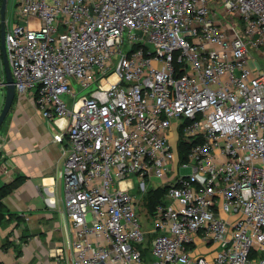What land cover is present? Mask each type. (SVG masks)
Instances as JSON below:
<instances>
[{
	"label": "built area",
	"instance_id": "2783aa9c",
	"mask_svg": "<svg viewBox=\"0 0 264 264\" xmlns=\"http://www.w3.org/2000/svg\"><path fill=\"white\" fill-rule=\"evenodd\" d=\"M12 5L15 95L57 130L73 264H264V0Z\"/></svg>",
	"mask_w": 264,
	"mask_h": 264
},
{
	"label": "crops",
	"instance_id": "0c3cea01",
	"mask_svg": "<svg viewBox=\"0 0 264 264\" xmlns=\"http://www.w3.org/2000/svg\"><path fill=\"white\" fill-rule=\"evenodd\" d=\"M6 14L7 8L5 19ZM11 19L10 11L5 30ZM3 82L1 61L4 101ZM56 131L39 115L29 95H15L0 130V188L17 184L1 200L6 217L12 219L0 226V264H73V232L64 209L65 158L62 146L53 141Z\"/></svg>",
	"mask_w": 264,
	"mask_h": 264
},
{
	"label": "rangeland",
	"instance_id": "374dc122",
	"mask_svg": "<svg viewBox=\"0 0 264 264\" xmlns=\"http://www.w3.org/2000/svg\"><path fill=\"white\" fill-rule=\"evenodd\" d=\"M6 8H7V14H6L5 21L7 20V17L9 15L10 11H11V15L13 17V19L10 20L9 27H11L12 24H13V21H14V14H15V9H14V7H12V0H8ZM0 69H1V61H0ZM74 89L76 91V94H77L76 97L77 98L81 97V96H84V95H87L88 90L87 91H81L80 88L77 85H75V84H74ZM64 99L67 100L66 97H64ZM2 101H3V98H2V92H1L0 93V103L1 104H2ZM177 133H178L177 130L174 129L173 133L169 135V144L172 145L173 150H174V152L176 154V164H178V162H179V157H178V153H177ZM188 174H189V170L188 169H181L180 170V175L181 176H187ZM131 181H132V184H133L135 189L139 188L135 177H132ZM157 185H158V182H155V181H152L150 184H148V183L146 184V186L149 189H151L150 192L154 191L153 189H155ZM133 193H135V191H133ZM150 206H151L150 199L147 198L146 196L143 197V199L140 202V216H141V221L143 222L144 226H147L148 215H149L148 212L150 210L149 209ZM15 240L18 241L19 237H15ZM212 250H214V246L212 248L206 247L204 250L198 251V253L206 254V253H209ZM146 258L147 259L148 258L151 259V256L148 254V256Z\"/></svg>",
	"mask_w": 264,
	"mask_h": 264
},
{
	"label": "water",
	"instance_id": "95a60500",
	"mask_svg": "<svg viewBox=\"0 0 264 264\" xmlns=\"http://www.w3.org/2000/svg\"><path fill=\"white\" fill-rule=\"evenodd\" d=\"M8 0L0 1V53L2 61V69L4 75V82L2 87L4 88V101L0 111V130L4 124L6 117L12 107L15 98V88L10 72L9 62L7 59V52L5 46V12Z\"/></svg>",
	"mask_w": 264,
	"mask_h": 264
},
{
	"label": "trees",
	"instance_id": "16d2710c",
	"mask_svg": "<svg viewBox=\"0 0 264 264\" xmlns=\"http://www.w3.org/2000/svg\"><path fill=\"white\" fill-rule=\"evenodd\" d=\"M187 145L183 142L179 143L178 146V151L180 154L181 159H183V156L185 155L186 151H187ZM17 187V184H9L6 186H3L0 188V226L4 223V222H10L12 219V215H8L6 217L4 210L2 208V204H1V200L8 195L9 193L12 192V190L14 188ZM165 193L164 189L161 188H157L154 191L150 192L148 191V193L146 194V197L150 199L151 202V206L149 207V212L148 214H151L153 212V210L155 209L156 205L161 203L163 201V195ZM151 240V236L148 237V242ZM8 246V243H6L3 247V249L5 250L6 247ZM19 255V254H18Z\"/></svg>",
	"mask_w": 264,
	"mask_h": 264
}]
</instances>
